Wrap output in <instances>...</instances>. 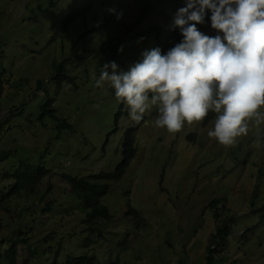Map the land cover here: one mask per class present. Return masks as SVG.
<instances>
[{
  "label": "rangeland",
  "instance_id": "obj_1",
  "mask_svg": "<svg viewBox=\"0 0 264 264\" xmlns=\"http://www.w3.org/2000/svg\"><path fill=\"white\" fill-rule=\"evenodd\" d=\"M83 1L0 0V126L14 115L2 125L0 149L14 151L10 162L25 159L51 170L52 179H45L36 196L53 182L62 206L50 226L66 253H94L98 264H264V142L257 146L264 125L225 148L207 136L214 119L172 135L155 126L154 107L137 132V155L102 199L113 219H103L102 236L86 229L82 205L62 175L114 170L123 158L125 132L136 125L114 90L107 83L97 88L95 81L105 63L115 61L118 71H126L143 50L155 47L157 32L149 29L154 24L166 39L184 0H155L138 25L136 0H96L86 16L65 26V17ZM111 7L123 11L121 19L107 11ZM198 28L217 34L207 23ZM116 36L123 52L113 59L107 52L97 68L94 50ZM66 58L79 60L69 64L75 79L57 87L53 64ZM38 80L46 82L44 90L37 88ZM46 95L73 128L60 129L43 113ZM213 199L220 200L217 208L210 206ZM131 206L145 221L127 215ZM216 212L230 229L227 244L215 241L209 252L218 233Z\"/></svg>",
  "mask_w": 264,
  "mask_h": 264
},
{
  "label": "clouds",
  "instance_id": "obj_2",
  "mask_svg": "<svg viewBox=\"0 0 264 264\" xmlns=\"http://www.w3.org/2000/svg\"><path fill=\"white\" fill-rule=\"evenodd\" d=\"M117 20L123 11L108 8ZM216 35L198 28L206 23ZM182 39L166 52L157 46L141 52V59L119 70L115 61L102 67L97 88L105 83L115 98L128 106L139 125L154 107L157 128L175 135L186 125L203 122L215 113L207 132L225 148L237 145L253 128L264 125V0H184L169 30ZM140 37L138 43L143 41ZM124 46L118 48L123 52ZM111 69V72L109 71ZM258 144L264 134L258 131Z\"/></svg>",
  "mask_w": 264,
  "mask_h": 264
},
{
  "label": "trees",
  "instance_id": "obj_3",
  "mask_svg": "<svg viewBox=\"0 0 264 264\" xmlns=\"http://www.w3.org/2000/svg\"><path fill=\"white\" fill-rule=\"evenodd\" d=\"M96 0H84L80 7H76L65 17L64 24L68 26L81 16H86L93 7ZM155 0H136L139 6V14L134 25L143 22L154 6ZM211 13L206 16V23L210 26ZM211 27V26H210ZM157 32V42L163 52L179 42L182 37L179 29L172 30L170 35L161 40V26L154 24L149 28ZM122 45L120 36L105 41L94 50L97 61V68H100L104 56L111 53L110 59L118 55V48ZM66 58L61 62L53 64L52 83L57 87H62L65 82L73 83L75 76L70 73V63L77 60ZM46 82L38 80L37 88L43 89ZM2 88V86H1ZM48 94V93H46ZM54 98L46 95L42 103L43 113H48L57 121L60 129L73 128L65 118L58 116L54 107ZM21 110L19 111V113ZM18 114V113H16ZM15 114V115H16ZM11 114L2 125L13 117ZM215 118V113L210 112L204 120V124ZM144 119L141 121V123ZM135 125L129 128L123 138L122 160L114 170L100 171L88 175H72L64 173L62 178L69 185L73 197L82 205L85 214L84 222L86 229L100 234L104 228L103 219L111 221L113 214L107 204L103 202V197L111 191L112 182L120 180L126 173L132 159L137 155V132L141 126ZM14 154L11 149H0V264H98V256L94 253L84 252L81 254L66 253L62 240H58V234L54 227L50 226L51 221L57 215L54 214L58 205V200L54 196V184L48 181V187L42 197H37L38 187L45 182L46 178L52 179V172L42 163H32L22 159L10 162V156ZM48 179V180H49ZM45 197V198H44ZM219 199H213L210 203L212 208H217ZM264 214V208L261 210ZM65 215V213H61ZM127 215H133V221H145L144 217L134 207H129ZM64 217V216H63ZM215 218L217 234L214 235L213 244L207 248L212 251L215 241L219 244H227V235L230 226L228 221L219 223L221 215L216 212ZM219 238V241H218ZM5 244V245H4ZM210 258V256L208 257ZM115 264H121L117 261Z\"/></svg>",
  "mask_w": 264,
  "mask_h": 264
}]
</instances>
